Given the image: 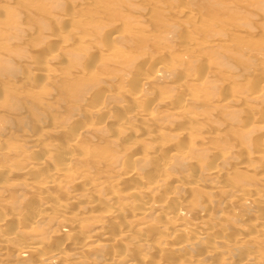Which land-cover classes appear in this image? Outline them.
I'll return each mask as SVG.
<instances>
[{"label": "rangeland", "instance_id": "obj_1", "mask_svg": "<svg viewBox=\"0 0 264 264\" xmlns=\"http://www.w3.org/2000/svg\"><path fill=\"white\" fill-rule=\"evenodd\" d=\"M190 10L192 14L188 12ZM116 34H119L117 38L114 36ZM147 57H152L156 62L165 60L166 64L168 61V65L173 68L172 72L159 73L160 75L158 74L141 93L144 96L141 102H137L135 99H124V96L122 98L120 94H112L115 91L111 89L117 90V87L118 89L120 87L119 90H122V86H127V84L129 87L126 88L131 92L142 87V74L152 75L155 71V69L151 70L150 68L145 70L142 67L141 61ZM44 69H46L45 71L48 70L46 76H43L45 71L42 70ZM252 72H255V75ZM200 75L205 78L202 79ZM175 81H179L180 84L182 82L181 87H179L181 90H177L178 87L176 86L173 87L174 83L176 84ZM261 86L263 89L258 92L259 96L257 97L256 90ZM164 97L166 101L173 100L169 102L171 104L166 103L171 109H175L174 106H178L185 97H189L188 100L190 101H186L187 103L190 102L189 105L187 104L189 107H186L185 110H190L189 112L192 113L189 114L186 111L187 116L185 114L184 116L173 110H167L168 107L164 105V101L161 99ZM100 103L106 108L108 107V114L106 113L108 117L106 114H97L96 116L91 113L93 112L91 110L98 104L101 105ZM174 103L177 105H173ZM136 105H140V107ZM130 109L141 111L145 109L146 114L151 110L153 113L147 116L148 118L131 119L129 121L130 131L126 136L125 132L124 134L123 131L118 132L116 127L119 119H126L125 115H128L127 111ZM102 121L103 124L105 123L104 125L101 123ZM262 123H264V0H0V163L3 166L7 163L6 167L11 170L21 171V169L32 166L35 160V162L39 161V157L45 153V150H52L50 156H47L49 160L45 162V165L52 164L56 161L55 158L57 161H62L63 156L69 153V149H67L69 147L66 144L72 143L71 139L78 134L80 137L77 139L78 143L75 144L78 162L73 161L75 165L72 164L74 165L72 169L74 172L76 171L73 175H77V170L80 169L79 172L87 173L86 178L88 180L93 179L97 182L106 179L109 181L110 178V180L115 179L114 175L117 176L118 171L121 172L122 168H130L132 165L134 168H144V161H138L136 164L131 159L128 160L126 153L135 150L137 147H133L130 141L122 142V144L128 142V147H126L127 145L123 146L124 144H120L122 138L127 140V138H131L128 136L129 134L136 132L135 134L139 136L138 139L143 143L140 145H144L147 149L152 147L150 145L152 140L154 143L160 140L164 142L171 137L175 138L173 135H178L181 132L178 130L190 125L195 130L197 125L196 128L201 131L197 132L198 129H196L197 131L192 132V129H189L188 134L181 137L182 139L176 135L177 138H180L182 146H187L185 147L187 148V158L184 160L181 158L175 160L174 158L169 175L185 176L190 180L193 178L190 176H194L190 174L191 172L197 177L194 176L195 178L192 179L195 181V179L205 176L207 168L220 165L224 172L218 183L222 182L223 185L230 186L246 185L264 194V163L263 165L260 164L258 173L242 171L235 165L238 160L246 159L245 151L248 153L259 149L257 142L264 139V132L261 129L264 130V124L262 125ZM157 129L161 132L158 133ZM154 130L157 131L153 133ZM170 130L173 131L172 134H170ZM141 133L143 136L151 133V141L147 139V136L142 137ZM157 134H162L165 140ZM30 136L31 138H29ZM27 138L29 140L35 139L40 144L34 147L27 142ZM193 138H196V141ZM51 142L53 145L47 146V143ZM263 143L264 141H261L260 144ZM44 147L46 148L44 149ZM65 147H67L66 150ZM156 147L158 148V146ZM262 148L264 149V147ZM38 150L40 151L38 152ZM121 150L126 153L121 152ZM166 153L162 154L165 155ZM223 154H228L227 156L224 155L227 158L223 157ZM232 154H234L233 159L228 157ZM51 155L55 156L54 159ZM217 155L222 156L223 159H217ZM52 159L54 161H50ZM157 164V161L151 162L149 168L146 169L148 173L145 174L143 169V175L147 178L148 175L152 176V174L155 175V173L160 172ZM39 167L41 170H38L37 175H45V172L42 173L44 171L43 166ZM5 175L7 177L9 175L8 179L10 180L7 179V181L12 184L8 185V188H6L7 184H0V217L15 212L16 217L24 215L26 219L21 217L24 218L23 222H29L28 219L32 218L36 206L32 190L24 187L25 184L22 185L21 180L18 181L19 177L6 172ZM3 176L0 175V180H3ZM3 182H6V179ZM62 184L66 186L63 181ZM108 187L110 188L104 190H111V186ZM51 192L54 193V196L57 192L56 199L59 198L60 201L65 198L61 191L53 190ZM83 192V189L78 191L80 198H84L83 196L86 195L92 196L95 193L100 196L99 191L89 193L85 190V194ZM218 193L212 192V190H199L195 194L196 196L192 201L195 207H197L198 201L194 202V200L199 199V202L202 201L201 203L207 200L214 202L216 209L214 207V211L209 214L203 212L200 217L195 211L191 213L188 211L189 214H186L185 219L189 224V233H191L188 234L189 236L197 235L202 227V229L209 227L211 230L213 227V230H216L213 231L214 234L218 236L223 234H220L222 230L220 231L218 228H222L224 234L225 232L226 235L230 234L229 238L235 235L236 231L230 225L235 221L237 223L235 216L233 213H231L232 215L230 213L223 214L221 211L222 205L231 196L225 192L221 196V193ZM115 198L118 202L128 201L123 198ZM241 206L234 203L232 209L236 210L237 213L238 211L246 212L250 217L249 220L264 216V204L248 206L249 209ZM78 210L74 209L75 213L78 214L74 216L76 220L77 216L78 219L80 216L82 217ZM79 212L84 214L82 210ZM91 212H93V216H91ZM91 212L90 214L85 212L89 221L84 219L86 217L79 219L80 221L83 219V228L85 227L84 221L86 222L85 230L82 228L86 234L93 232L101 222L98 220L101 217L98 219L95 217V214H102L101 209ZM154 212H151L152 215L149 213L148 218L144 217L136 220V222L133 219L131 221L128 219L126 223L124 221L126 219H124V222L115 225L114 228L108 225L114 232L119 228L129 229L134 235H139L138 224L140 221L151 226L156 223L157 213ZM98 215L96 216L98 217ZM55 217L52 213L49 217L43 218L40 221L42 227L37 226L38 228L31 233L25 227L21 228L23 222L19 225L15 219L11 220L4 228L5 230H15L16 227L17 233L15 237L13 236V240L15 238L16 240L10 242L12 244L9 249H6V252L0 251L2 252L0 253V264H6L4 261L14 258L17 242L28 243L31 242L29 238H32V243H43L44 248H46L47 243L48 247L53 246L55 244L53 242H57L58 238L56 237L59 236L53 237L55 235L52 233L55 234L57 228L60 229L59 231L64 229L61 224L56 223ZM229 218L230 220H228ZM202 219L207 223L202 222ZM193 222L197 226H194ZM89 223L90 226H88ZM214 224L216 225L214 226ZM127 225L129 228L125 227ZM242 226L248 234L250 233L251 237L255 235V230L258 229L246 221L245 223L242 222ZM152 231H148L147 234L154 235ZM35 237L39 238L35 239ZM261 238L256 242L252 239L253 243L251 239L247 240L248 243L247 241L243 242L241 244L243 251L234 253L232 259H229V251L223 247L224 250L221 249L223 253L220 251L219 255H213L204 261L197 260L201 257L199 254L202 251L203 245L201 244H204V240H201V244L195 247L193 251H188L193 258L196 254L198 256V258L195 256V259L189 263H184L182 259L178 260L177 255L169 253L167 257L163 256L164 259L158 258V254L161 252L155 239H153V243L158 244L157 246L154 244L139 246L138 244H131L130 241H126V245L124 242L126 246L124 249L130 251V255L124 257L125 261L120 259L119 254L113 249L96 250L89 255L92 256L90 259L94 260L91 264H114V262L122 264L123 261V264H141L143 260L145 261L143 263L146 264H150V261L153 264L159 262H161L160 264H233L241 261V258L248 251H253L258 252L259 260L252 264H264V237ZM26 240L28 241L26 242ZM68 251L70 252V250ZM17 261L13 264L39 262L33 258H30L29 261L28 259ZM75 261L77 260L69 261L68 264H83L82 261H78L79 263ZM64 262L63 264H65Z\"/></svg>", "mask_w": 264, "mask_h": 264}, {"label": "bare ground", "instance_id": "obj_2", "mask_svg": "<svg viewBox=\"0 0 264 264\" xmlns=\"http://www.w3.org/2000/svg\"><path fill=\"white\" fill-rule=\"evenodd\" d=\"M186 3L188 4V2H186ZM183 9H185V8H183ZM182 11L185 12L187 10H182ZM188 12H190V14H192L191 10L188 11ZM74 18H75V16H74ZM70 31H72V30H70ZM114 36H115V38H117L119 36V34H116ZM68 38H70V37H68ZM189 39L191 40V38H189ZM78 40H80V39H78ZM100 40H102V39H100ZM91 43H93V42L91 41ZM183 49L184 48H182V50ZM184 51H185V49H184ZM140 54H142V53H140ZM163 61H157L156 62V61H154V59L152 57H147V59L142 60L141 61V65H142V67L145 70L146 69H149V68L151 70L152 69H155V71H153V73L151 72L153 76L150 75V74H148V73H145V74L143 73L142 74L143 77H141L142 78L141 79V86H142L141 88L137 87L139 89H136V90H134V91L131 92V90H129V89L126 88V87H129L128 84H127V86L124 85V86H122L123 88L121 87L122 90H119L120 87H119V89L117 87V90L111 89L112 91H115L112 94H116V95L117 94H120L122 96V98L124 96V99H128V98L129 99H135V101L137 100V102L143 101L144 98H142V97H144V96H142L141 93L143 91H145V87L148 86V84H150V82L154 78H156L159 73H161V72L169 73V71L172 72V70H173V68H171L168 65L169 64L168 61H167V64L165 63L166 62L165 60H163ZM45 70L46 69H44L42 71H45ZM47 71H45V74L43 76H46ZM141 72H142V70H141ZM252 73L254 74L255 72H252ZM200 76L202 77V79L205 78V77L203 78V75H200ZM137 82H139V81H137ZM184 82H185V80H184ZM200 82H202V81H200ZM125 83H127V82H125ZM128 83H129V81H128ZM181 84H182V82H181ZM181 84L178 81V82H176V84L174 83V86L173 87L176 86V87H178V88H176L177 90L178 89L181 90L179 88V87H181ZM262 86L260 88H258V90H256V92H257V95L256 96L257 97L259 96V93L258 92L259 91L261 92L262 89H263ZM31 93H33L32 90H31ZM223 96H225V95H223ZM230 97H228V98H230ZM147 98H148V96H147ZM188 98H186V97H185V99L183 98L184 101L181 104H179L178 106H174V108L176 110L175 109H171V107L168 106V104H166V103H169L170 101L172 102L173 100L169 99V100L166 101L165 100V97L164 98H161V99L164 101V105L166 107H168L167 110H169V111H172L173 110L174 112L180 113L181 115H184V114L186 115V111L187 112L190 111V110L189 111L188 110H185L186 107H187V104L190 103V102H188V103L186 102V101H190V100H188ZM191 100H195V99H191ZM236 102H234V103L236 104ZM100 104L101 105L98 104L95 108L93 106L94 109L92 108L93 110H91V111H93V112H91L93 115H96L97 116V114H106V113L108 114V112H107V111H109V110H107L108 107L106 108V106H104L102 103H100ZM141 104H143V103H141ZM169 104H171V103H169ZM140 105L139 106L136 105V106L137 107H140ZM173 105H177V104L174 103ZM241 107H243V106H241ZM147 110H149V109H147ZM245 111H248V110H245ZM127 112H128V115L127 114L125 115L126 119H123V118L122 119H119V121L117 123V127H116V129L119 130L118 132L121 133V131H123V134L125 132L126 133L125 134L126 136H127V133L130 131V122L129 121L131 119L132 120L141 119L143 117L150 116V115H152L151 113H153V112H151V110H149L148 111V114L149 115H148V114L145 113L146 112L145 109H144V111L137 110V109H130ZM191 113L189 112V114H191ZM107 117H108V115H107ZM189 117H191V116H189ZM107 120L109 121L108 118H107ZM101 123L103 124V121ZM263 124L264 123H262V125ZM196 127H198V126L196 125ZM196 127H195V130H193V127L190 125L189 127H186V128L181 129V130H178V131H181L180 132L181 134L180 133L178 134L179 136L177 134H175L176 133V131H175V133H173V134H175V135H173V136H175V138L174 137H171L170 139H168V140H166L164 142L160 140L157 143L156 142L154 143L153 140L151 141V138H150V134L151 133H148V134H146V136L148 137L147 139H149L151 141L150 142L151 143L150 145L152 147L151 148H147V149H146V147L144 145H140L142 142H140V140L138 139L139 136L137 134H135L136 132L135 133L133 132L132 134H129L128 136H130L131 138H127V140L126 139L124 140V138L121 139V143L119 142L120 144H122V142L125 143V141H130L131 144L133 145V147H137L135 150H133L131 152H128V153H126V152H124L122 150H121V152L126 153L127 156H128V158H129L128 160L131 159L133 163H136L137 164L138 161L139 162L140 161H144V163H143L144 164V168L143 167L142 168L145 170V174L148 173V170H146V169L149 168V164L151 162H154V161H157L158 162L157 165L159 167L157 165H155V166H157L159 168L160 172L155 173L156 172L155 171L156 169H154L155 175L152 174V176H151V175H148L147 174L149 176L147 178L145 177V175H143L144 174L143 169H141V168L138 169L139 167L138 168H134L133 165L130 168H126V169L122 168L121 172L118 171V175L117 176H116V174L114 175L116 178L115 179L113 178L112 180H110L111 179L110 178L109 181L106 180V179L105 180L102 179L103 181H97V182L95 180L93 181V179L88 180L86 178V176H87L86 174L87 173L85 174V173H83V171H80L79 172L80 169L77 170L78 171V174L77 175L75 174V176H74L73 173H75L76 171L74 172L72 168L75 165L74 162H76L77 161L76 159L78 158V154H77V152L75 150V144L77 142V139L80 137L78 134H76V136H74L71 139L72 143H70L68 141L72 145L66 144V146H68L69 148L65 147V150H66V148L69 149L68 150L69 153L66 151L68 154H66V155L63 156L64 157L63 160L60 157L62 161H59V160L57 161L56 158H55L56 161H54L53 159H54L55 156L51 155V156H53V159L50 160V161L56 162L55 164H53L54 162L52 164H50L52 166H50L48 164H47L48 166L45 165V162H47V160H49V158L47 156L48 155L50 156V152L52 150L51 151L50 150L49 151L48 150H45V153L44 152L43 153L46 154V156H44V154H41L40 153L42 156L39 157V161L37 160V162H35L36 161L35 160L33 162V165L32 166H28V167L24 168L23 170L21 169V171H17V170H14V169H13L14 170L13 171L10 168H7L6 167L7 163H6L5 166H3V164L1 165V163H0V175L3 176V174H4L3 180L6 179V182H3V180L1 179L2 181L0 180V184L1 185L7 184L6 188L9 187L8 185H11L12 184L11 182L8 183L7 179L9 178V175L7 177L5 175V172L14 175L17 178L19 177L18 178L19 179L18 181L21 180V182H22L21 184L22 185L25 184L24 187L26 186L27 189L30 188L32 190L33 198H35L34 199L35 202L34 201L33 202L36 205L35 206V210H34V212L32 214L33 215L32 218L31 219H28L27 218L29 220V222L26 221V223L23 222L24 221L23 220L24 218H21V217H25V216L24 215L23 216L21 215L20 217L19 216L16 217L17 214L15 212L12 213V214L10 212V215H8V213H7V215H6L7 217L1 215V217H0V251H5L6 252V249H9L10 248L9 246L12 244V243L10 244V242H12V241L15 242V240H16V238H15V240H13V236L15 237V234L17 233V231H15V230H17L16 227L14 228L15 230H13V229L5 230V228H4L6 225H8V223L11 220H14L15 219L19 223V225H20V223L22 224V222H23L24 224L21 225V228L22 227H25L31 233V231H33L34 229L38 228L37 226H39V225L41 226L42 225V224H40V221L43 218L49 217L53 213L56 216L55 217L56 218L55 219L56 223L61 224L64 227V229H61V231H59L60 230L59 228L55 227L58 230L55 231L56 232L55 234L52 233L53 235H55L53 237H56V236H59V237H56V238H58V241L57 242L54 241L53 243H55V244H53V246L48 247L47 246L48 243H47L45 245L46 248H44L43 243H39V242H36V244L35 243H32V238L31 239L29 238V240H31V242H28V243H25V242H23V243L20 242L19 243V242H17L16 246L14 245L15 247H17L16 248V252H15L16 254H15L14 258L12 260L4 261V262L6 264H13L14 262L16 263L17 260H26V259H28V261H29L30 258H33V259H37L39 261V262H35L34 264H58V263L63 264L64 261H65L64 262L65 264H68L69 261L72 262L73 260H77V261H75L77 263H79L80 261H82L83 264H91L92 261H94V260L90 259V258H92V256H90L89 254L91 252H93V251H96V250H100L101 251L103 249H109V250L113 249V250H115L119 254L118 257L120 256L119 257L120 259H124V257H128L130 255V251H128V249L125 250L126 248L124 249V246H125L124 245V242L126 244L127 243L126 241H130L131 244H134V245L138 244L139 246L140 245L151 246L153 244L155 245V243H153L154 242L153 239H155V240H157V242L159 244V250L161 252V254H158L159 256L157 255L158 258L161 259V258H163V256L167 257L169 254H171V255H177L178 260L179 259L180 260L182 259L184 263L185 262H188L189 263V262L192 261V259L193 260L195 259V256H197V254L193 258L192 254L189 253L188 251L189 250L193 251L195 249V247H197L199 244H201V240L202 241L204 240V244H201V245H203L201 247L202 248V251L199 254V256H201V257L198 258V256H197V258H198L197 260H200V261H204V260H206L208 258H211V257H213V255H215V256L216 255H219L222 252V250H224V249H222L223 247H225L227 249V251H229V253H228L229 254V259H232L234 253L236 254L238 251H240V252L243 251L242 250L243 247L241 246V244L243 242L245 243V241H247V240L249 241V239L255 240L254 242H256V240L259 241V239L261 237L262 238L264 237V216L263 217L260 216V218L257 217V218H254L252 220H249L250 217H248L249 215L246 212L242 213V212H239L238 211V213H237L236 210L232 209V204L238 203V204L244 206L245 208L246 207L248 208V206L249 207H253L255 205L257 206L258 204H260V205L261 204H264V194L261 191H258L257 189L252 188L250 186H246V185L230 186V185H223L222 182L221 183H218V182H220L219 179L222 177L223 172H224L223 169H222V167L220 165H215V166H213L211 168H207V170L205 172V176H203V178H200L199 177V179H197V180L195 179V181H193L192 179H194L196 177V175L195 174H192L191 172H190V174L191 175H194L195 177L194 176H190V174H189L190 178L193 177L190 180L187 179L185 176L182 177V176H179V175H177V176L176 175H171V174L169 175V173H170L169 171H171L170 168H171V165H172V160L174 158H175V160H176V158H181L183 160L187 158L186 157L187 156V153H186L187 152L186 151L187 148H185L187 146L186 145H185V147L182 146V144L180 143V138L183 137V136H186L188 134V132H189V129H192V132L193 131H197L196 129H198V128H196ZM261 129L264 132L263 128H261ZM157 130H154L153 133L156 132V131L158 133L161 132L159 129H157ZM199 131H201V130L198 129L197 132H199ZM262 131L260 130V132H262ZM172 132L173 131H171L170 134H172ZM263 132L261 134H263ZM157 135L158 136H162V134H157ZM176 135H177V137H180V138H177ZM113 136H114V134H113ZM141 136L142 137H146V136H143V133H141ZM154 136H153V138H154ZM168 137H170V136H168ZM29 138H31V136ZM29 138H27L28 139L27 142L29 144H31L32 146L36 147V146H38L40 144L37 140H35V139H30L29 140ZM162 138L164 139L163 136H162ZM157 139H155V140L158 141L159 139L158 140ZM160 139H161V137H160ZM194 141H196V138L194 139ZM261 141H264V139H262ZM261 141L257 142L258 143L257 144V147L259 149H257V150L255 149V151H249L248 153H247V151L244 150L245 151L244 153H246V157H245L246 159H244L243 161L238 160V163L235 164L237 166V168L239 167L240 170H242V171L245 170L247 172H253V173H258L260 171V164L262 163L261 165H263V163H264V149L262 148V147H264L263 146L264 143L263 144H260ZM126 143L127 144H124V145L122 144V145L123 146H126L127 145L126 147H128V142H126ZM47 144H48L47 146H49L50 144L53 145L52 142L51 143H47ZM259 144L261 145V147H259L260 146ZM156 146H158V148ZM188 146H190V145H188ZM50 147H52V146H50ZM126 147H125V149H126ZM138 147H139V150H138ZM45 148L46 147H44V149ZM57 148H58V146H57ZM129 148L131 150V147L130 146H129ZM260 148H262V149H260ZM38 149H41V148H38ZM253 149H251V150H253ZM39 151L40 150H38V152ZM5 152H6V150H5ZM162 153H166V154L164 155ZM31 155H32V153H31ZM224 155L227 156L228 154L227 155L226 154H223V157H225ZM233 155L234 154H232L231 156H228V157H231V159H233V157H232ZM243 155H245V154H243ZM32 156H34V155H32ZM223 157L219 155L217 157V159L222 160ZM225 158H227V157H225ZM181 159H179V160H181ZM224 160L226 161V159H224ZM31 161H32V159H31ZM185 161H187V160H185ZM73 163H74V165H72ZM29 164H30V162H29ZM138 164H140V163H138ZM39 166H41V167L43 166V170L44 171L42 170L43 171L42 173L45 172L44 173L45 175H43V174L42 175L40 174L39 176L37 175L38 174V170H41ZM160 166H161V169H160ZM153 167H154V165H153ZM195 167H196V165H195ZM140 170H142L143 172L140 171ZM261 170L263 171V169H261ZM15 171H17V172H15ZM201 172H203V170ZM4 177H7V178H4ZM67 177H69V178L71 177V178L70 179L69 178L67 179ZM8 180H10V179H8ZM62 181H63V183H65L66 186H64L62 184ZM15 184H16V182H15ZM16 185H18V184H16ZM108 186H111V190H109V191L106 190L105 191L104 189L110 188ZM124 186H127V187H124ZM2 187H4V186H2ZM81 189H83L84 192H85V190H87L89 193H95V191H99L100 192V196H99V194L97 195L95 193V194H92V196H90L89 194H88L89 196H87V195L86 196H83L82 195L84 198H82V197L80 198L79 197L80 195L78 196V191L81 190ZM53 190L58 191V192L61 191L63 193V195H64L63 197H65V198L62 199L61 201H60L59 198L56 199V194H58V193L55 192V196H54V193L51 192ZM199 190H203V191L212 190V192H217V193L219 192V193H221L220 196L224 192L226 194H230L231 198L230 197H229V199L227 198L228 200H226L224 202V204L222 205L221 211H222L223 214L224 213L225 214H229V213L231 214V213H233V216H235V218L237 220V223H236V221L233 224L232 223L231 224L229 223L232 226V229H234V231H236V233H235L234 236H232V237L229 238L228 237L230 235L229 232L227 231L228 232L227 234H229V235H226V232L224 234V232H223L224 230L222 228L221 229L218 228V230H220V231L222 230L221 232L220 231L219 232H220V234L221 233H223V234H221V236L215 235L214 232L216 230L214 231L213 230V227H211L212 230L209 227H206V228L204 227V229H202L203 227L201 226V224H200V226L202 227V228L200 227L201 228V231L199 233L197 232L199 235L198 234L197 235L194 234L193 236L192 235L191 236L188 235V234H191V233H189V227H188L189 224L186 222L187 220L185 219L186 214L187 215L189 214L188 211H190V213L192 211L193 212L195 211L196 214L200 217L201 215H203V212L208 213V214L211 213V212H213L214 211L213 209L216 206V205H214V202H211L209 200L201 203L202 201L199 202V199H198V200H194V202L195 201L196 202L198 201L197 202L198 205L196 204L197 207H195V205H193V202L192 201H193V199L196 196L195 194ZM214 195H216V194H214ZM115 197L121 198V199L123 198V199L128 200V201L118 202ZM220 199H222V198H220ZM74 209H79L78 210V213L81 214L82 217H86L84 219H88L85 212H88L90 214V212L92 210H97L98 211L99 209H101V212H102L101 215L95 214V217L97 219L99 217H101V219L100 218L98 219V220L101 221L100 224H98V222H97L98 226L96 227V229L93 232H90V233L86 234L84 231H82V228H83V219L81 221L79 220L81 216L79 217V219H78V216H77V220L74 218L75 215H78V214H76L77 212L75 213L76 210L74 211ZM215 209H216V207H215ZM80 210H82V212L84 214H82L81 212H79ZM89 210H91V211L89 212ZM154 211H156V213H157V217L155 216L157 218V221H155L156 223H154L152 226L150 224H147V223H141L143 221H140V222L138 221L139 222V224H138V231L140 232L139 235H134L132 232H130L129 229H120L119 228V229H117L116 232H114L112 230V228H109V225H110V227H113L114 228L115 225H118L119 223H122L124 221H126V223H127L128 222V219L130 221L133 219V221L136 222V220L142 219L144 217L145 218H148L147 215L149 213H151V212H154ZM92 213L93 212H91V216H93ZM89 214H88V216H89ZM196 214H195V216H197ZM96 215H98V217ZM151 215H152V213H151ZM153 215H156V214H153ZM218 215H220V214H218ZM25 219H26V217H25ZM124 219H126V220H124ZM228 220H230V218ZM44 221H47V220H44ZM57 221H59V222H57ZM87 221H89V219ZM245 221L248 222V224L250 223V224H253L254 226L258 227L257 231L255 230V233H254L255 235L254 236L251 237V235H249L250 233L248 234V232L246 231V229L243 228L242 222L245 223ZM188 222H190V221H188ZM202 222H205V221H203V219H202ZM92 223L95 224V222H92ZM196 223H198V222H196ZM205 223H207V222H205ZM84 225H85L84 228H86V222L85 221H84ZM90 225L91 224L89 223L88 226H90ZM193 225L195 226L196 224H194V222H193ZM215 225L216 224H214V226ZM93 226H91V227H93ZM17 227H18V229H20L19 226H17ZM125 227L129 228L128 225L125 226ZM55 228H54V230H56ZM151 228L154 231L150 230ZM26 229H24V230H26ZM20 230H22V229H20ZM92 230H93V228H92ZM22 231H21V233H22ZM148 231L149 232L150 231L154 232L153 233L154 235L150 236L149 234H147ZM52 232H54V231H52ZM19 233H20V231H19ZM25 233H28V235H31L27 231H25ZM217 233H218V231H217ZM57 234H59V235H57ZM36 235H37V233H36ZM40 235H41V233H40ZM17 238H18V236H17ZM38 238L35 237V239H38ZM253 240H252V243H253ZM27 241L28 240H26V242ZM248 241H247V243H248ZM122 244H123V246H122ZM158 244H156L155 246H157ZM120 245H121V247H119ZM68 250H70V252ZM156 251H157V249H156ZM0 253H2V252H0ZM257 254H258V252L255 253L253 251H248L247 254H245L241 258V261H239L238 263H233V264H252L254 261L259 260ZM226 256H228V255H226ZM226 256H224V257H226ZM153 257H151V258H153ZM222 258H223V256H222ZM95 260H96V258H95ZM119 261L121 262V260H119ZM124 261H125V259H124ZM143 261H142L141 264H146V263H143ZM159 261H161V260H159ZM96 262H97V260H96ZM123 262H122V264H123ZM166 262H168V261L166 260ZM195 262L198 263V261H195ZM229 262H231V261H229ZM18 263H20V262H18ZM160 263L161 262L154 263V264H160ZM254 263H256V262H254ZM114 264H120V263H115L114 262ZM150 264H153L152 261H150Z\"/></svg>", "mask_w": 264, "mask_h": 264}]
</instances>
